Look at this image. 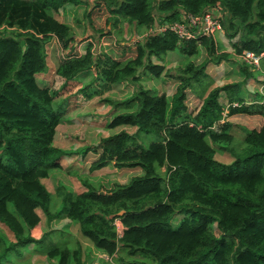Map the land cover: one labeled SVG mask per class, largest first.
<instances>
[{
    "label": "trees",
    "instance_id": "1",
    "mask_svg": "<svg viewBox=\"0 0 264 264\" xmlns=\"http://www.w3.org/2000/svg\"><path fill=\"white\" fill-rule=\"evenodd\" d=\"M86 1L0 0V225L12 233L7 242L0 229V264L11 254L23 257L31 244L49 260L68 264L64 261L74 257L81 264L79 249H65L70 237L65 230L33 235L40 213L49 222L63 217L74 223L85 241L110 257L103 264H264V102H246L240 82L207 92L208 62L230 56L218 53L214 37L180 40L167 27L136 43H104V49L117 45L120 56L93 51V42L79 52L72 27L55 15ZM208 8L220 12L230 38L239 35L236 54L264 53V0H94L84 17L100 39L112 36L110 27L122 19L146 32ZM49 39L55 41L56 70L51 84L43 86L38 76L49 68ZM203 47L209 58L182 68L172 96L140 84L141 73L159 78L164 72L153 56L175 49L195 56ZM88 70L94 83L104 80V90L122 82L135 87L125 100L104 98L129 108L109 123L126 128L83 152L95 153L90 174L111 164L142 170L127 183L97 185L79 170H67L63 157L76 151L54 143L66 114L78 110L73 80ZM78 90L88 100L99 92H88V85ZM189 96L201 100L197 109H190ZM234 115L257 117L258 124L233 122ZM235 129L246 133L240 143ZM144 134L151 136L149 144ZM217 148L232 160L219 159ZM61 170L81 184L79 191L64 181L49 190L44 180ZM212 223L220 236L211 231Z\"/></svg>",
    "mask_w": 264,
    "mask_h": 264
},
{
    "label": "rangeland",
    "instance_id": "2",
    "mask_svg": "<svg viewBox=\"0 0 264 264\" xmlns=\"http://www.w3.org/2000/svg\"><path fill=\"white\" fill-rule=\"evenodd\" d=\"M93 2L94 0H88L73 7L63 8L60 13L55 15L59 20L72 27L73 34L75 36V42L79 47V52H83L87 45L86 41L84 40L90 37L92 39L90 42H94L93 47L95 49L99 48L100 50L107 51L109 54L120 56L115 49L117 45H112L111 47L109 46L110 48L107 49H104V46L106 44L110 45V43L112 44L114 41L120 44H124L125 42L132 43L133 37L137 35L141 37L143 36L144 32L142 31L143 29L141 27H137L135 24H129L122 19L119 21L117 26H108V28L110 27V30L112 31V36L104 35L98 39L99 41H97L98 35L93 32L88 20L84 17L85 11L89 10L93 6ZM237 37H239V35H237ZM227 42L228 41L223 43L222 48L219 49V52L227 50ZM54 43L55 41H53V39H49L47 42V61L49 68H47V72L45 74L38 76V81L43 86L51 84L55 74L56 61L53 56ZM104 43L106 44L104 45ZM70 46L66 49L67 52L70 51ZM64 54L66 55V52H64ZM234 54H236L235 51L232 52L233 56ZM236 55L240 60L239 55ZM207 58H209V56L207 55V51L204 47L195 56H186V54L182 53L179 49L169 51L164 54L163 57L153 56L151 58L152 62L163 65L164 72L159 78L151 73H148V75L141 73L140 84H142V87L147 89H157L160 93H166L170 97L173 95L177 85L179 84L177 76L181 72L182 68L189 64V62H193L195 65H200L202 62L207 60ZM207 65L206 71L209 76V78L206 79V85H208L207 92L216 86H222L224 84L230 83V81L233 79H237V77L228 74L229 69H223L225 66H216L215 62H212V64L208 62ZM260 68L259 71L256 72V76L263 75L264 65H262L263 71H261ZM95 80L96 79H94L93 70L82 72L74 78V85L71 89V93L76 92L78 94V110L70 111L66 114L65 119H63L59 124L58 134L54 140V143L64 149H73L76 151L73 153L72 157H63V164L67 170H79L82 172L81 174L83 177H85L87 180H92L97 185H99L100 181L102 180V182L127 183L133 175L142 174V170L139 168H119L111 164L107 167H104L103 169L97 170L95 173L90 174L88 173V169L94 159L92 154H89V156L87 155L86 159L74 160L75 158H73V156L77 155L78 153H83L87 146H94L99 141L100 137L126 128V126L123 125L117 128H110L109 123L116 113L121 111L125 112L126 110H129V108L124 110L123 106L119 107L108 101H104V98H112L116 101L125 100L132 96L135 87H133L132 83L122 82L120 84L113 85V89L111 90H104L102 88L104 80L102 79L94 83ZM252 84L250 83L247 85L249 90L253 87ZM87 85L90 88V91L88 92L91 93L92 90L96 88L99 91L89 100L86 99L87 97L83 96L78 90ZM245 87L246 86L244 85L243 93L241 94H246L245 98H249L250 93L245 90ZM187 100L190 109L198 108L200 99L195 98V96H189ZM227 113L228 111H226L225 114L227 115ZM231 120H233V122L237 121L244 124H258L257 117L243 119L240 116L234 115V118ZM127 128L132 132L136 127ZM235 130L236 131L234 134L237 137V143H240L242 139H244L246 133L241 129ZM144 135L147 138L146 143L149 144L151 141V136L147 134ZM208 142L214 146L210 140ZM217 151L218 157L222 161L230 162L232 160L228 152H221L218 148ZM81 155L82 154H80V156ZM61 171L52 174L48 179L44 180L49 190L54 192L59 182L64 181L72 190L79 191L81 189V184L75 178L66 174L64 170ZM40 214L43 217L42 222L33 229L32 233L34 236L40 237L43 232H48L55 229L65 230L68 232V234H70V237L66 243L68 247L65 249L68 253H72L71 250L74 251L79 249L80 252H78L77 256L80 258L81 264H103L110 258L107 254L95 248L90 242L85 241L80 235L77 226L74 223L69 222L67 218L55 217L49 222L42 213ZM117 222L119 224L118 229L121 232L122 226L119 220ZM0 229L4 236H6L7 242H10L9 238L12 237V233H10L5 226L0 225ZM211 231L216 236L221 235L216 223L211 224ZM64 237H66V235ZM25 252L26 253L23 255V257L19 256L18 254L9 255L10 261L6 263L62 264L58 257L49 260L45 252L35 249L34 244L28 245V247L25 249ZM64 262H68V264H76V258L71 257L69 262L68 257Z\"/></svg>",
    "mask_w": 264,
    "mask_h": 264
},
{
    "label": "built area",
    "instance_id": "3",
    "mask_svg": "<svg viewBox=\"0 0 264 264\" xmlns=\"http://www.w3.org/2000/svg\"><path fill=\"white\" fill-rule=\"evenodd\" d=\"M221 14L216 8H208L201 14L188 13L182 15V19L172 25L159 26L149 29L143 33V36H135L132 43H136L144 38L147 32H164L167 27L177 35L180 40L198 39L201 37H216L217 33L222 30ZM242 63L254 69H259L264 53H256L252 50H243L238 54ZM119 228L118 222L116 223ZM121 224V223H120ZM122 226V224H121ZM123 231V226H122ZM118 229L119 234H122Z\"/></svg>",
    "mask_w": 264,
    "mask_h": 264
},
{
    "label": "crops",
    "instance_id": "4",
    "mask_svg": "<svg viewBox=\"0 0 264 264\" xmlns=\"http://www.w3.org/2000/svg\"><path fill=\"white\" fill-rule=\"evenodd\" d=\"M142 31L144 32V29ZM238 40H239L238 37L230 38V36L226 34L225 29L222 32H219L217 34L214 41L216 43L218 53H219V49L222 48L223 43L228 41L227 42V45H228L227 50H224V51L228 52L230 54V56L228 57V59L223 60L220 63L215 62V65L216 66H219V65L225 66L223 69H229V71H228L229 75L237 77V79L231 80L230 83L240 82L242 84L241 86H243V87H244V85L246 86L245 90L251 94L249 99H245L246 102H248V101H250L249 103L262 102L263 100H261V99L264 98V73H263V75L256 76V73L252 74L249 71L247 72L246 66H248V65H245L244 63H242L238 59L236 54H234V56L232 55V52L234 51L233 42H236ZM84 41H86V43H88V42L92 41V39L90 37H88ZM97 41H99V40L97 39ZM262 65H264V56L262 57V60H261V68H260L261 71H263ZM252 70H254V68H252ZM256 71H257V69H256ZM247 75L251 76L250 77L251 79L247 78L246 77ZM250 83L251 84L254 83V84H252L253 87L249 90L247 85H249ZM241 93H243V90L240 92V94ZM241 95L243 96V98L246 97V94L245 95L241 94ZM258 100H261V101H258ZM80 154L83 155V153H78L77 155L73 156V158H75L74 160L86 159L87 155L89 156V154H92V156H95V153L92 151H88L86 153V155H83V156L82 155L80 156Z\"/></svg>",
    "mask_w": 264,
    "mask_h": 264
},
{
    "label": "clouds",
    "instance_id": "5",
    "mask_svg": "<svg viewBox=\"0 0 264 264\" xmlns=\"http://www.w3.org/2000/svg\"><path fill=\"white\" fill-rule=\"evenodd\" d=\"M224 30V27H223V23H222V30H221V32ZM136 34V33H135ZM207 38H209V37H207ZM93 45H94V42H93ZM93 48V51H95V50H99L100 51V49L98 48V49H95L94 47H92ZM261 67V66H260ZM259 70V69H258ZM251 95V94H250ZM250 97V96H249ZM246 99H249V98H246ZM261 100H263L262 102H259V103H263L264 102V98L263 99H261ZM261 100H258V101H261ZM248 101V100H247ZM248 102H250V101H248Z\"/></svg>",
    "mask_w": 264,
    "mask_h": 264
},
{
    "label": "water",
    "instance_id": "6",
    "mask_svg": "<svg viewBox=\"0 0 264 264\" xmlns=\"http://www.w3.org/2000/svg\"><path fill=\"white\" fill-rule=\"evenodd\" d=\"M124 211L120 212L121 214L123 213Z\"/></svg>",
    "mask_w": 264,
    "mask_h": 264
}]
</instances>
